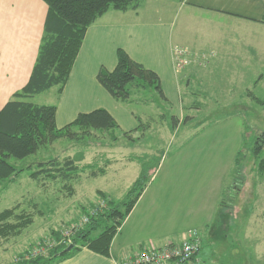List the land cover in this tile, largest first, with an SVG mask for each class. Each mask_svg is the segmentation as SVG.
I'll use <instances>...</instances> for the list:
<instances>
[{"label":"rangeland","instance_id":"374dc122","mask_svg":"<svg viewBox=\"0 0 264 264\" xmlns=\"http://www.w3.org/2000/svg\"><path fill=\"white\" fill-rule=\"evenodd\" d=\"M179 1L141 0L138 10L146 19H174L175 31L191 29L185 34L194 40L193 50L181 46L188 50L189 64L178 66L174 49L180 45L173 47L176 69L183 73L181 103L165 100L154 84L138 87L135 81L128 85L131 99L121 102L137 116L132 137L121 129L94 131L11 159L18 166H32L0 183V212L18 204L19 211L33 215V222L1 241L0 264L42 255L33 252L58 240L65 228L126 200L142 172L136 213L118 243L143 216L142 232L155 236V246L182 241L189 230H197L203 264H264V173L257 167L264 148L258 158L253 152L264 137V30L253 56L245 50L247 43L236 39L243 29L239 17H213L180 7ZM114 12L126 14L110 8L106 16ZM221 36L233 41L222 43ZM56 94L57 87H52L29 100L51 104ZM67 158L79 166L68 170L67 177L30 176L40 162ZM98 168L105 173L93 175ZM55 230L60 231L58 238Z\"/></svg>","mask_w":264,"mask_h":264},{"label":"crops","instance_id":"0c3cea01","mask_svg":"<svg viewBox=\"0 0 264 264\" xmlns=\"http://www.w3.org/2000/svg\"><path fill=\"white\" fill-rule=\"evenodd\" d=\"M179 2L180 7L188 6L193 9L192 11L209 13L213 17H226L227 14L239 17L238 26L241 25L243 29L242 33L238 31L236 39L241 44L247 43L245 50L255 55L259 32L264 30V23L259 21L264 16V0ZM139 8L125 11V16L122 14L117 16L119 14L114 12L115 16L107 17V11L88 28L70 77L62 93L59 94L57 91L54 97L58 127L72 122L82 112L98 108L108 110L122 131H131L137 127L136 114L113 98L97 78L101 67L109 70L115 68L118 48L125 49L134 60L154 70L161 79L167 99L177 104L181 103L180 86L183 73L179 75L176 69L173 47L180 45L193 50L195 42L185 34L191 29L184 26L175 31L174 19L170 21L163 18L140 17ZM47 12L48 5L44 0H0L1 106H4L15 92L22 89L31 76L44 33ZM222 26L228 27L225 24ZM219 41L227 43L233 41V38L221 36ZM100 192L106 193L103 190ZM137 207L138 201L115 235L109 256L83 247L56 264H121L126 256L135 253L145 243L150 245L156 243L155 236L142 232L145 223L142 220L143 216L135 225L127 228L124 240L118 243L117 237L123 234L125 225L136 213ZM262 232L264 233V230ZM259 240L257 238L256 241ZM262 250L264 252V248ZM255 255L258 257V253Z\"/></svg>","mask_w":264,"mask_h":264},{"label":"trees","instance_id":"16d2710c","mask_svg":"<svg viewBox=\"0 0 264 264\" xmlns=\"http://www.w3.org/2000/svg\"><path fill=\"white\" fill-rule=\"evenodd\" d=\"M48 5L44 33L38 50V56L27 84L13 94L4 105H0V183L15 178L32 164L18 166L15 162L24 159L58 139L69 137L80 139L94 135V131H113L120 126L113 115L104 108L80 113L72 122L63 127L56 123L57 105L40 104L29 100L33 96L57 87L62 93L73 69L74 63L83 45L88 28L110 8L127 11L137 9L141 0H44ZM264 23V16L259 20ZM97 78L105 89L120 102L131 99L129 84L137 82L138 87L155 85L161 96H165L161 79L152 69L134 60L123 48L117 50V64L109 70L101 67ZM140 80V82H139ZM134 113V112H133ZM131 131H123L131 136ZM115 133V131H114ZM113 139L116 136L113 134ZM132 137V136H131ZM264 137L253 147L255 156L260 157L263 150ZM11 159H16L13 162ZM259 173H264V158H258ZM92 164H87L91 166ZM78 163L67 158L65 162L51 160L38 163L30 176L35 180L46 177H67L68 170H76ZM257 169V170H258ZM105 168H98L93 175L104 174ZM140 180L134 184L128 198L114 204L108 211L90 216L88 223L73 235L70 251L67 246H57L50 254L21 260L20 264H56L83 247L109 256L113 239L124 220L131 212L141 195V181L145 177L142 172ZM48 179V178H47ZM142 189V188H141ZM110 203H112L110 201ZM33 222V215L19 211L18 204L0 212V243L4 239L20 234ZM95 234V232H97ZM55 237L60 231H54Z\"/></svg>","mask_w":264,"mask_h":264},{"label":"built area","instance_id":"2783aa9c","mask_svg":"<svg viewBox=\"0 0 264 264\" xmlns=\"http://www.w3.org/2000/svg\"><path fill=\"white\" fill-rule=\"evenodd\" d=\"M174 50L176 63L179 67L189 64L190 59L188 58L189 55L186 48L176 46ZM89 217L85 216L72 226L62 230L58 240L48 241L46 244L40 245L33 252V255L37 254L35 253L36 251H40L39 253L43 255L58 245L72 243L73 235L88 223ZM201 244L199 232L197 230H189L187 237L182 241L169 242L160 246H155L154 244L151 246H142L135 253L126 256L121 264H203L199 257Z\"/></svg>","mask_w":264,"mask_h":264},{"label":"water","instance_id":"95a60500","mask_svg":"<svg viewBox=\"0 0 264 264\" xmlns=\"http://www.w3.org/2000/svg\"><path fill=\"white\" fill-rule=\"evenodd\" d=\"M72 248H73V245L70 244V245L65 249V251H70Z\"/></svg>","mask_w":264,"mask_h":264}]
</instances>
